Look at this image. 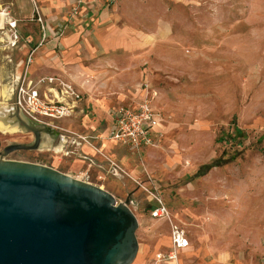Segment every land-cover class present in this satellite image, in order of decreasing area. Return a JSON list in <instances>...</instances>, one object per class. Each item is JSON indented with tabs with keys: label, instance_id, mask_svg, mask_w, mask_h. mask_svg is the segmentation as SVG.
<instances>
[{
	"label": "rangeland",
	"instance_id": "374dc122",
	"mask_svg": "<svg viewBox=\"0 0 264 264\" xmlns=\"http://www.w3.org/2000/svg\"><path fill=\"white\" fill-rule=\"evenodd\" d=\"M149 9L142 25L152 32L154 20L165 18L172 42H151L149 53L134 50L112 75L95 78L83 98L96 112L88 109L90 122L82 125L80 113L60 120L54 137L35 127L38 150L4 157L6 147L34 142L22 113L0 131V158L81 182L88 175L117 204L128 198L138 222L131 264H156L155 253L168 245L169 220L149 212L153 196L186 232L181 264H264V0H154ZM146 90L157 93L154 109L163 119L155 144L131 151L98 140L107 110ZM234 125L242 131L236 139ZM77 136L93 137L100 153ZM111 163L123 172L113 175Z\"/></svg>",
	"mask_w": 264,
	"mask_h": 264
},
{
	"label": "water",
	"instance_id": "95a60500",
	"mask_svg": "<svg viewBox=\"0 0 264 264\" xmlns=\"http://www.w3.org/2000/svg\"><path fill=\"white\" fill-rule=\"evenodd\" d=\"M11 145L3 156L38 149ZM0 158V264H131L138 222L129 199L52 168Z\"/></svg>",
	"mask_w": 264,
	"mask_h": 264
},
{
	"label": "crops",
	"instance_id": "0c3cea01",
	"mask_svg": "<svg viewBox=\"0 0 264 264\" xmlns=\"http://www.w3.org/2000/svg\"><path fill=\"white\" fill-rule=\"evenodd\" d=\"M153 1L117 0L112 6H105L94 0H0V110L8 111L2 120L8 121V125L18 116L23 120L24 115L14 105L16 79L23 71V60L33 50L36 51L29 68L32 79L63 74L78 85L82 80L91 78V84L84 89V93L88 94L96 86L95 78L101 80L112 75V69L117 68L119 62L126 60L134 50H147L149 53L151 42H172L171 26L165 22V18L154 20L152 32L142 25V22L149 21L148 16L145 21L142 14L146 12L145 15H149L150 3ZM78 2L81 4L77 14L69 16V8ZM36 9L46 24L45 40L41 46L42 32L35 20ZM4 11L9 12V19L17 22L16 30L10 29L8 19L2 14ZM13 32L19 37L17 48L8 45ZM150 91L146 90L143 96L120 105L135 108ZM156 99H151L153 108ZM97 102V108L104 105V101ZM89 108L96 113L91 102L82 100L74 115L62 121L71 123L75 115L80 113L82 125H85L90 122ZM24 119L30 121L31 132L39 126L26 117ZM104 124L106 130L109 126L107 115ZM161 129L162 125L158 131Z\"/></svg>",
	"mask_w": 264,
	"mask_h": 264
},
{
	"label": "built area",
	"instance_id": "2783aa9c",
	"mask_svg": "<svg viewBox=\"0 0 264 264\" xmlns=\"http://www.w3.org/2000/svg\"><path fill=\"white\" fill-rule=\"evenodd\" d=\"M105 6H112L117 0H94ZM78 2L69 8L68 15H75L78 12ZM36 22L41 27V42L45 40V22L36 9ZM8 19L11 30H16L17 22L9 19V12L2 13ZM60 34V32H59ZM58 34V35H59ZM19 37L16 32L12 33V40L8 45L13 48L19 46ZM36 50L23 60V71L16 79L15 107L27 118L39 126L54 128L55 123L70 117L77 109V105L84 98V89L91 84L92 79L82 80L78 85L67 79L63 74H52L37 79H32L29 71L34 60ZM157 97L155 91H150L145 98L137 103L135 108L119 105L107 110L106 115L109 126L104 133L97 138L101 141H110L131 151L142 150L153 146L156 138L161 135L158 128L162 125L163 119L151 105V99ZM56 128V127H55ZM85 146L95 149L90 140L93 137L77 136ZM90 167V165H89ZM113 175L123 171L111 163ZM83 182L88 184V175H85ZM153 205L149 212L153 218L169 220V246L164 251H157L154 255V263L181 264L180 255L189 246V240L184 229L169 218L168 210L158 196H153Z\"/></svg>",
	"mask_w": 264,
	"mask_h": 264
},
{
	"label": "flooded vegetation",
	"instance_id": "af4514ba",
	"mask_svg": "<svg viewBox=\"0 0 264 264\" xmlns=\"http://www.w3.org/2000/svg\"><path fill=\"white\" fill-rule=\"evenodd\" d=\"M38 128H42L43 130H45L46 131V133L47 134H50L52 137H54L55 136V132H54V130L52 129V128H49V127H44V126H38ZM34 131V130H33ZM36 131H38L39 133H40V140H39V144H38V149L41 147V130H37L36 129ZM33 134H34V142H33V144L32 145H30L29 147H33V146H35L36 145V140H37V137H36V134L33 132ZM65 140H63V144H65ZM37 149V150H38Z\"/></svg>",
	"mask_w": 264,
	"mask_h": 264
},
{
	"label": "bare ground",
	"instance_id": "6f19581e",
	"mask_svg": "<svg viewBox=\"0 0 264 264\" xmlns=\"http://www.w3.org/2000/svg\"><path fill=\"white\" fill-rule=\"evenodd\" d=\"M8 114L7 109L0 110V131L6 132L9 131L8 121L2 120Z\"/></svg>",
	"mask_w": 264,
	"mask_h": 264
},
{
	"label": "trees",
	"instance_id": "16d2710c",
	"mask_svg": "<svg viewBox=\"0 0 264 264\" xmlns=\"http://www.w3.org/2000/svg\"><path fill=\"white\" fill-rule=\"evenodd\" d=\"M233 131H234L233 132L234 133L233 136L232 137L230 136L232 139H236V138H239V137L242 136V131L236 125L233 126ZM219 140L222 141L223 139L220 138ZM215 166H217V165H212V164L211 165H207V166L204 167V170L208 171L209 169H211L212 167H215Z\"/></svg>",
	"mask_w": 264,
	"mask_h": 264
}]
</instances>
